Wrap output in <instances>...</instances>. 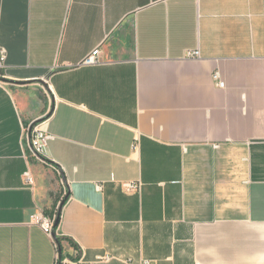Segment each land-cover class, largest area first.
<instances>
[{"label": "crops", "instance_id": "1", "mask_svg": "<svg viewBox=\"0 0 264 264\" xmlns=\"http://www.w3.org/2000/svg\"><path fill=\"white\" fill-rule=\"evenodd\" d=\"M0 48V264H264V0H0Z\"/></svg>", "mask_w": 264, "mask_h": 264}, {"label": "built area", "instance_id": "2", "mask_svg": "<svg viewBox=\"0 0 264 264\" xmlns=\"http://www.w3.org/2000/svg\"><path fill=\"white\" fill-rule=\"evenodd\" d=\"M190 57H199V51L195 50L193 52H189ZM7 51L4 48H0V77H2V71L6 65ZM101 60L100 51L96 49L91 56H89L85 62L86 63H97ZM214 79L217 81L219 86H224V81L220 78V73L216 71L214 73ZM40 120H35L31 122L27 128L25 129V140L26 145L29 151L40 161L47 162L46 160V147L49 139L51 138V134L46 132L40 127ZM27 179L29 182H32V178L30 176V172L26 173ZM125 186L128 190H136L140 187V184L135 182H126ZM57 216H43L41 219V224L45 231L49 233H53L54 223ZM109 256H106L104 259H109ZM62 258L60 252L57 254V258L54 264H61ZM143 264H150V261L147 260Z\"/></svg>", "mask_w": 264, "mask_h": 264}, {"label": "trees", "instance_id": "3", "mask_svg": "<svg viewBox=\"0 0 264 264\" xmlns=\"http://www.w3.org/2000/svg\"><path fill=\"white\" fill-rule=\"evenodd\" d=\"M47 216H50V217H54V216H58V214H59V210H58V208H57V204H55V206H54V208L51 210V211H46V213H45ZM57 218V217H56ZM59 221H60V218H59ZM58 224H59V222H58ZM58 224L56 225V227L55 228H57L58 227ZM58 240H62L63 238L62 237H59V238H57Z\"/></svg>", "mask_w": 264, "mask_h": 264}, {"label": "water", "instance_id": "4", "mask_svg": "<svg viewBox=\"0 0 264 264\" xmlns=\"http://www.w3.org/2000/svg\"><path fill=\"white\" fill-rule=\"evenodd\" d=\"M60 212H59V214H58V216H57V218H56V220H55V223H54V230H53V235L54 236H56V232H55V227H56V225L58 224V222H59V218H60Z\"/></svg>", "mask_w": 264, "mask_h": 264}]
</instances>
